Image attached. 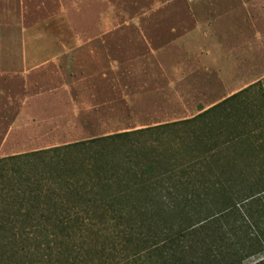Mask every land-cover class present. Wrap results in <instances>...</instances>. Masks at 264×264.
Returning a JSON list of instances; mask_svg holds the SVG:
<instances>
[{
	"label": "trees",
	"instance_id": "16d2710c",
	"mask_svg": "<svg viewBox=\"0 0 264 264\" xmlns=\"http://www.w3.org/2000/svg\"><path fill=\"white\" fill-rule=\"evenodd\" d=\"M0 264H264V79L189 119L1 157Z\"/></svg>",
	"mask_w": 264,
	"mask_h": 264
},
{
	"label": "rangeland",
	"instance_id": "374dc122",
	"mask_svg": "<svg viewBox=\"0 0 264 264\" xmlns=\"http://www.w3.org/2000/svg\"><path fill=\"white\" fill-rule=\"evenodd\" d=\"M264 79V0H0V158L192 118Z\"/></svg>",
	"mask_w": 264,
	"mask_h": 264
},
{
	"label": "crops",
	"instance_id": "0c3cea01",
	"mask_svg": "<svg viewBox=\"0 0 264 264\" xmlns=\"http://www.w3.org/2000/svg\"><path fill=\"white\" fill-rule=\"evenodd\" d=\"M165 123H168V122H165ZM159 124H162V123H159ZM137 129V128H136ZM129 130H133V129H129ZM124 131H128V130H124ZM121 132V131H120Z\"/></svg>",
	"mask_w": 264,
	"mask_h": 264
}]
</instances>
